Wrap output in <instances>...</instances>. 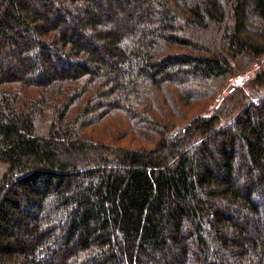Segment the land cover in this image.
Instances as JSON below:
<instances>
[{
  "label": "trees",
  "instance_id": "16d2710c",
  "mask_svg": "<svg viewBox=\"0 0 264 264\" xmlns=\"http://www.w3.org/2000/svg\"><path fill=\"white\" fill-rule=\"evenodd\" d=\"M0 264H264V0H0Z\"/></svg>",
  "mask_w": 264,
  "mask_h": 264
},
{
  "label": "built area",
  "instance_id": "2783aa9c",
  "mask_svg": "<svg viewBox=\"0 0 264 264\" xmlns=\"http://www.w3.org/2000/svg\"><path fill=\"white\" fill-rule=\"evenodd\" d=\"M253 66L254 68H258L257 63H254ZM249 75H250V70H245L243 72L236 73L227 78V83L229 86L232 87L243 85L244 82L248 79Z\"/></svg>",
  "mask_w": 264,
  "mask_h": 264
},
{
  "label": "rangeland",
  "instance_id": "374dc122",
  "mask_svg": "<svg viewBox=\"0 0 264 264\" xmlns=\"http://www.w3.org/2000/svg\"><path fill=\"white\" fill-rule=\"evenodd\" d=\"M251 66H252V65H251ZM259 66H260V62H258V67H259ZM248 69H251V70H252V69H254V66H252L251 68L249 67ZM255 69H256V68H255ZM251 70H250L251 73H252V71L254 72V70H252V71H251ZM251 73H250V74H251ZM226 90H227V86L224 85V86L222 87V89H220V91H219L218 94H220V96H222V95L225 94V91H226ZM218 94L216 95L215 100H217V99L220 97V96H218ZM215 100H214V101H215ZM214 101H213V102H214ZM211 107H212V106H211Z\"/></svg>",
  "mask_w": 264,
  "mask_h": 264
}]
</instances>
